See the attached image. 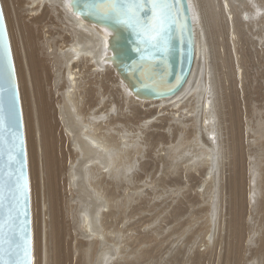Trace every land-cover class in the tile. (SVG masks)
Masks as SVG:
<instances>
[{
  "label": "bare ground",
  "instance_id": "1",
  "mask_svg": "<svg viewBox=\"0 0 264 264\" xmlns=\"http://www.w3.org/2000/svg\"><path fill=\"white\" fill-rule=\"evenodd\" d=\"M1 1L34 264H264L262 65L251 72L264 61V0H188L194 64L160 99L131 91L113 31L66 0Z\"/></svg>",
  "mask_w": 264,
  "mask_h": 264
},
{
  "label": "snow or ice",
  "instance_id": "2",
  "mask_svg": "<svg viewBox=\"0 0 264 264\" xmlns=\"http://www.w3.org/2000/svg\"><path fill=\"white\" fill-rule=\"evenodd\" d=\"M66 3L81 15L114 20L136 28L138 34L144 37L142 42L156 44L168 33L172 24L179 22L182 12V0H66ZM5 89L12 95L7 117L0 109V142L5 141V133L8 135L6 150L0 151V155L6 156L8 169L6 180L0 179V209L4 210L0 215V264H34L31 240L26 235V222L20 221V216L27 214L29 186L24 178L23 161L17 160L16 141H19L22 152L24 138L15 132L18 124L15 111L17 84L11 47L0 11V93ZM16 163L20 164L18 174L11 171ZM5 200L8 201L7 206Z\"/></svg>",
  "mask_w": 264,
  "mask_h": 264
},
{
  "label": "water",
  "instance_id": "3",
  "mask_svg": "<svg viewBox=\"0 0 264 264\" xmlns=\"http://www.w3.org/2000/svg\"><path fill=\"white\" fill-rule=\"evenodd\" d=\"M73 10L76 12L74 8ZM0 11L3 13L1 1ZM141 15L143 16V13ZM81 17L92 23L101 26L105 25V27L113 31L108 41L109 49L113 51V55L110 56L111 61L118 74L137 97L144 99L170 97L180 91L183 85H185L194 64L196 49L194 23L188 0H182V12L179 22L172 24L168 33L158 44L151 41L148 43L142 42L144 37L138 34V29L129 25L119 24L114 20L100 19L95 16L81 15ZM3 25L6 27L7 39L10 43L4 13ZM11 59L14 64L12 49ZM14 80L17 84L15 66ZM11 95V92L7 89L0 93V109H2L5 117L8 114ZM15 111L18 120L15 132L24 138L22 152L19 141H16V152L19 153L17 160L23 161L24 178L28 181L29 186L27 153L18 84L15 94ZM4 136L5 141L0 142V151L6 150L7 147V133ZM5 162L6 156L0 155V174H2L0 175V179L6 180L8 169ZM19 170V163L12 166L11 171L14 173L18 174ZM7 203L8 201L5 200V206H7ZM3 211V209H0V215L3 214ZM26 213V215L20 216V221L26 222V235L32 244L30 186Z\"/></svg>",
  "mask_w": 264,
  "mask_h": 264
},
{
  "label": "rangeland",
  "instance_id": "4",
  "mask_svg": "<svg viewBox=\"0 0 264 264\" xmlns=\"http://www.w3.org/2000/svg\"><path fill=\"white\" fill-rule=\"evenodd\" d=\"M1 1V0H0ZM2 2V1H1ZM1 5H2V9H3V13H4V17H6L5 18V22H6V26H7V30H9L8 31V35H9V40L11 41L10 42V44H11V49H12V53H13V44H12V40H11V36H10V29H9V25H8V21H7V15H6V13H5V8H4V5H3V2L1 3ZM245 47H248V43L247 44H245ZM260 57V56H259ZM260 59V58H259ZM258 59V56H255L254 58H253V61H254V66L255 67H253V68H251V72L253 73V72H255L257 69H256V67L258 68L260 65H262L261 66V73H259L258 74V77L260 76V77H262V75L264 74L263 72H264V66H263V60L261 59V60H259ZM13 61H14V66H15V58H14V54H13ZM263 63H261V62ZM259 69V68H258ZM15 71H16V76H17V70H16V66H15ZM258 72H259V70H257ZM256 75H257V73H256ZM264 76V75H263ZM260 79H263V77L262 78H259L258 79V81L260 80ZM263 81L264 80H262V83H260L261 82V80L259 81V84H260V86L261 87H263L264 88V83H263ZM17 84H18V90H19V98H20V103H21V95H20V93H21V91H20V87H19V82H18V78H17ZM21 112H22V120L24 119V112H23V104L21 105ZM23 129H25V121L23 120ZM26 135V132H25V130H24V136ZM25 145H26V153H27V165H28V173H30V169H29V155H28V148H27V141H26V136H25ZM29 186H30V189H31V181H30V174H29ZM31 192H32V190H30V204H33L32 203V194H31ZM33 210V206H31V211ZM32 218H33V211L31 212V227H32V236H33V220H32ZM32 242H33V237H32ZM33 244V243H32ZM202 248H204V247H202ZM34 256V255H33ZM34 262H35V260H34Z\"/></svg>",
  "mask_w": 264,
  "mask_h": 264
}]
</instances>
